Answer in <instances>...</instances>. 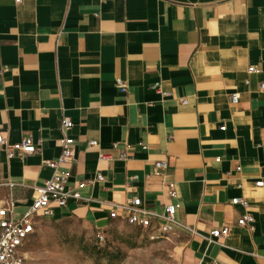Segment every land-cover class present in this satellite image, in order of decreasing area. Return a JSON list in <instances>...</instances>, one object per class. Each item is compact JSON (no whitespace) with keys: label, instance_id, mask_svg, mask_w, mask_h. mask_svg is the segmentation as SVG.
Returning a JSON list of instances; mask_svg holds the SVG:
<instances>
[{"label":"crops","instance_id":"obj_1","mask_svg":"<svg viewBox=\"0 0 264 264\" xmlns=\"http://www.w3.org/2000/svg\"><path fill=\"white\" fill-rule=\"evenodd\" d=\"M262 83L264 0H0V209L13 202L19 218L37 199L66 117L69 187L105 180L56 219L104 232L109 204L137 197L175 206L179 264H264ZM25 137L36 154L8 159ZM246 214L253 230L238 225Z\"/></svg>","mask_w":264,"mask_h":264},{"label":"built area","instance_id":"obj_2","mask_svg":"<svg viewBox=\"0 0 264 264\" xmlns=\"http://www.w3.org/2000/svg\"><path fill=\"white\" fill-rule=\"evenodd\" d=\"M257 70L254 67L248 69V74H254ZM124 89L122 83H118ZM155 90L160 91V86L156 85ZM260 90L264 92V83L260 85ZM231 102L236 104L238 96L232 95ZM186 104V101H183ZM72 121L64 117L61 121V131L63 140L61 145V156L57 161H45L44 166L51 169L53 174L50 179L45 181L44 185L38 187V197L31 207L19 218L13 217L14 203L10 202L6 207L0 209V264H25L24 247L30 237L35 233V228L40 221L55 220L61 210L67 207L70 200L82 202L87 200L83 196V190L94 183H103L104 177L98 173L93 181L78 183L71 188L68 184V174L61 170V166L73 161L74 139L70 135ZM97 142H90V146H96ZM0 146H6L5 139L0 135ZM7 151L8 159L18 153L22 157L36 154L37 149L29 137L22 139L20 143L14 144ZM124 158V155L121 156ZM167 167L165 161L155 163L157 172H163ZM12 188L13 184H8ZM258 188L264 186L263 181L256 183ZM171 198L176 199V193L173 189L169 191ZM232 205H243L247 207L244 199L232 200ZM109 217L114 221L121 222L129 227L136 229L140 237L148 242H157L170 237L180 226L176 220V208L173 205L165 206L163 213L159 214L143 207L142 202L137 197H132L125 204H109ZM254 217L246 214L239 219L238 225L241 228L253 230ZM230 235V229L227 227L221 230L212 231L211 237L227 238ZM97 239L103 243L105 236L98 232ZM216 264V263H212Z\"/></svg>","mask_w":264,"mask_h":264},{"label":"rangeland","instance_id":"obj_3","mask_svg":"<svg viewBox=\"0 0 264 264\" xmlns=\"http://www.w3.org/2000/svg\"><path fill=\"white\" fill-rule=\"evenodd\" d=\"M100 243L97 231L70 218L40 221L24 247L25 264H179L168 239L148 242L114 222Z\"/></svg>","mask_w":264,"mask_h":264},{"label":"trees","instance_id":"obj_4","mask_svg":"<svg viewBox=\"0 0 264 264\" xmlns=\"http://www.w3.org/2000/svg\"><path fill=\"white\" fill-rule=\"evenodd\" d=\"M121 223V222H120ZM123 224V223H122ZM103 234L105 233V231L104 232H102ZM97 234H98V232H97ZM105 236V235H104ZM105 241V240H104Z\"/></svg>","mask_w":264,"mask_h":264}]
</instances>
